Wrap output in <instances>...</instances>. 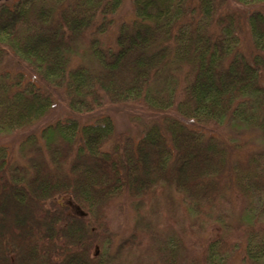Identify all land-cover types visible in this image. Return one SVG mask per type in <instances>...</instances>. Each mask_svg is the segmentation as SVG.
<instances>
[{
  "label": "trees",
  "instance_id": "trees-1",
  "mask_svg": "<svg viewBox=\"0 0 264 264\" xmlns=\"http://www.w3.org/2000/svg\"><path fill=\"white\" fill-rule=\"evenodd\" d=\"M123 1L0 0V264H264V0H134L110 43ZM55 93L70 114L40 126ZM133 102L163 115L139 136L97 114ZM161 197L218 234L163 232Z\"/></svg>",
  "mask_w": 264,
  "mask_h": 264
},
{
  "label": "rangeland",
  "instance_id": "rangeland-1",
  "mask_svg": "<svg viewBox=\"0 0 264 264\" xmlns=\"http://www.w3.org/2000/svg\"><path fill=\"white\" fill-rule=\"evenodd\" d=\"M133 1L134 0H124L123 6L117 15V22L108 32L106 40L112 43L113 39L116 37L118 26L121 21L133 17ZM232 9L238 7L248 8L246 5L236 2L235 0H229ZM7 67L15 66L13 59H7ZM57 94V93H55ZM57 102L50 109L48 114L38 123L40 126L53 121L60 117H65L70 114L65 101L61 99V95L57 94ZM100 112L110 114L115 122L116 128L118 130H126L132 133L134 136H139L143 133L152 123L161 121L163 115L161 113H155L153 110L149 109L144 104L139 102L110 105L104 104L102 108L97 110V114ZM170 114H175V111H171ZM92 113L85 116V120H91ZM34 127L30 126L23 130H19V134L14 132L12 135L4 138L5 141L15 142L16 145L24 137L25 133L32 130ZM216 131L231 143L235 150V155H242L246 150L254 149L262 144L259 136L255 130L252 129H232L228 125H222L216 128ZM238 153V154H237ZM179 206L175 212L168 210L167 201L165 198L161 197L160 208L157 210L154 216V226L163 229L165 233H170L176 235V237L184 238L189 235L191 230H194L197 235L204 238H212L218 234V228L212 226H206L204 228L198 229L195 226V221L192 216L188 213L185 206L182 204L180 197L177 198ZM235 212H240L242 209V202L236 196L232 197ZM62 202L69 206L71 212L78 215H86L81 208L75 203L74 199L70 196H64ZM123 204H126L127 200L122 199ZM241 203V204H240ZM134 222L130 214L129 209L125 206L123 212L118 215L115 212L113 227L115 230L116 238L121 239L123 236L127 235L133 228ZM231 264H242V252L237 253L231 259Z\"/></svg>",
  "mask_w": 264,
  "mask_h": 264
}]
</instances>
